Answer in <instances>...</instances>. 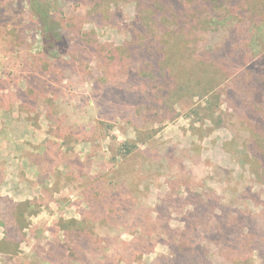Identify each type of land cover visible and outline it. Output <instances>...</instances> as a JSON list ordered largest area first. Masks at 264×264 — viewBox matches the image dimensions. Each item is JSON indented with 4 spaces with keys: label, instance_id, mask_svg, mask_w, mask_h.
I'll use <instances>...</instances> for the list:
<instances>
[{
    "label": "rangeland",
    "instance_id": "1",
    "mask_svg": "<svg viewBox=\"0 0 264 264\" xmlns=\"http://www.w3.org/2000/svg\"><path fill=\"white\" fill-rule=\"evenodd\" d=\"M200 1H189L185 8L210 24L200 25L204 29L196 48L191 45L181 55L176 69L190 75L197 69L220 74L209 81V87L208 81L201 87L194 78L193 83L176 82L168 88L148 84V58L125 49L136 17L135 6L128 0H120L103 19L94 16L96 20L86 16L84 7L65 4L64 12L76 9L73 14H81L79 24L91 33L92 47L77 35L80 45L69 60L60 63L41 53L40 34L27 2L0 0V197L36 201L32 210L38 212L27 216L30 226L25 231L23 255L38 247L48 252L50 245L57 246L63 236L61 219L80 220L89 210L86 192L97 183V190L103 184L110 190L125 185L137 195L136 200L130 193L119 200L108 198L104 209L121 201L126 204L129 219L126 214L120 216L117 232L111 234L115 247L107 254L111 256L115 249L131 257L132 264L181 260L173 246L186 227L187 211L193 208L195 199L190 195L205 190L214 200L226 198L230 176L238 192L237 206L260 213L264 183L252 175L250 163L236 153L232 140L234 130L243 145L250 131L264 133L262 82L245 78L247 86L234 78L246 73L249 64L264 53V0H212L207 8H201ZM203 12L202 17L199 13ZM213 22L221 26V33H213L218 29ZM139 36L144 38V34ZM220 40L227 45L211 57ZM204 52H210L207 63L201 61ZM220 57L222 63L217 61ZM226 58H230L228 63ZM239 86L243 90L232 102L237 119L229 123L224 113L226 90ZM258 90L261 97L256 101ZM125 145L136 148L128 154ZM214 167L231 174L210 180ZM245 186L253 192L248 198ZM147 208L158 221V233L150 244L127 233L144 225ZM12 215L18 219L19 212ZM259 219L264 223V215ZM243 221L238 217L233 230H239ZM145 226L150 228V224ZM131 241H135L132 246L124 245Z\"/></svg>",
    "mask_w": 264,
    "mask_h": 264
},
{
    "label": "trees",
    "instance_id": "2",
    "mask_svg": "<svg viewBox=\"0 0 264 264\" xmlns=\"http://www.w3.org/2000/svg\"><path fill=\"white\" fill-rule=\"evenodd\" d=\"M25 1L40 34L41 53L56 63H60L69 60L73 49L80 45L77 42L79 39L77 35H80L92 47L88 41L91 33L85 31L84 27L79 24L81 14L79 16L74 15L76 9L73 12H64V5L67 4L68 7L73 6V8L75 6L84 7L86 16H91L93 20H96L94 16L97 19L107 17L112 7L117 6L120 0H111L108 5L107 0ZM128 1L134 4L136 17L131 32V40L125 49L135 50L142 57L148 58L149 75L146 76L148 84L155 82L156 87L164 84L166 87L172 88L176 82L193 83L195 78L196 84L202 87L204 86L203 81H208L205 84L207 86L209 81L212 82L213 77L220 74L216 70L197 69L190 75L187 71L178 72L176 69L180 65L181 55L189 52L191 45L192 48H196L199 35L204 29L200 25L206 26L205 24H207L208 26L210 24L206 18L198 17L200 19L197 20L198 12L192 15L190 10L185 8L189 1L194 3L196 0ZM201 1L198 5L201 8H207L210 7L207 3H211L212 0ZM193 8L194 6L191 5L192 12ZM205 13L199 14L203 17ZM213 24L218 27L217 31L213 33H221L223 30L221 26L217 22H213ZM142 34H144V38L139 36ZM226 45V40L219 42L215 46L216 49L211 51L210 56L213 57L220 53L222 47ZM118 49L121 50V48ZM185 49L186 51L183 52ZM208 54L210 52H204L202 55L201 61L203 63L208 62V57H210ZM131 56L135 57L134 54ZM229 59L226 58V63L230 61ZM217 61L222 63V58L220 57ZM221 66L224 67L223 64ZM249 67L246 73L241 74L240 72L234 78H241L240 83L243 81L247 86H250V83L245 78H256L260 83L262 82L264 87V53L260 60L257 58L249 64ZM67 69H70L69 66L64 67V70L68 72ZM226 72V69L223 70L224 74ZM190 87L191 85L188 89ZM229 88L226 90L228 106L224 113L230 118L229 123H231L232 118L237 119L234 116L232 102L243 88L241 86L238 87V90H234L233 87ZM260 97L261 92L258 90L255 100L259 101L257 98ZM259 130L250 131L249 138L244 145L241 143V135L234 130L232 143L236 147V153L242 154L248 161L247 163H250L251 173L256 180L264 183V133L260 134ZM134 148H136L135 145L131 148L127 145L123 147L128 154L133 153ZM213 172L214 174L209 176L210 180H216L217 176L220 177L222 174H227V176L231 174L230 171L222 167H214ZM207 180L206 178L205 183L209 185ZM228 180L226 198L221 196L214 200V196L205 194V190L190 195V199H195V201L192 202V210H188L186 213L187 217L184 220L186 227L181 231L178 244L173 246L180 251L178 255L181 257L180 260L176 256L178 260L175 264H264V223H261L259 219L261 215H264V207L260 213L253 214L240 208V205L237 206L235 200L238 192L233 190L235 182L231 176ZM95 187H91L86 192L89 210L83 212L80 220L67 221L61 219L60 231L63 236L62 240H58L57 246L50 245L51 251L48 252L38 247L28 256L23 255L22 245L27 236L25 231L30 226L27 216L38 213L32 210L37 202H16L9 197H0V226L4 229V238L0 240V264H132L131 257L119 254L115 249V253L111 256L107 254L115 247L116 238L114 242H111V234L117 232L116 226L120 224V216L126 214V220L129 219L124 211L126 204L121 201L114 204L115 206H110L112 208L107 211L104 209L105 200L108 198L119 200L121 195L124 197L125 193H130L136 200L137 195L134 190L127 189L125 185L117 188V190H110L106 184L101 185L100 190H97L99 183ZM245 187L248 193L245 198H248L253 195V192L248 186ZM220 189L225 191L224 187H220ZM125 201L127 202V199ZM217 205L220 207L219 213H216ZM38 207L42 208L40 205ZM244 208L247 207L244 206ZM14 211L19 212L18 219L12 215ZM146 212L144 225L127 233L138 235L136 240H146L150 244L151 237L158 233L155 228L158 221L153 218L151 209ZM245 213L249 215L247 216ZM238 217L244 220L243 226L241 225V228L235 231L232 227L236 225ZM145 224H150V228H147ZM200 227H202L201 230L198 229ZM134 242L131 241L124 245L132 246ZM53 248L56 251H52ZM88 256H91V259Z\"/></svg>",
    "mask_w": 264,
    "mask_h": 264
},
{
    "label": "crops",
    "instance_id": "3",
    "mask_svg": "<svg viewBox=\"0 0 264 264\" xmlns=\"http://www.w3.org/2000/svg\"><path fill=\"white\" fill-rule=\"evenodd\" d=\"M5 197H9V198H11L10 196H5ZM13 199V198H12ZM15 200V199H14ZM16 201V200H15ZM27 201H30V200H27ZM16 202H26V201H23V200H21V201H16Z\"/></svg>",
    "mask_w": 264,
    "mask_h": 264
}]
</instances>
